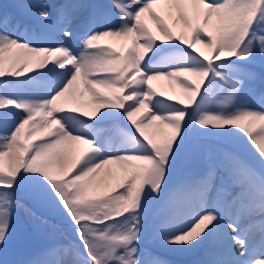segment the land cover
Returning <instances> with one entry per match:
<instances>
[{"label":"snow or ice","instance_id":"snow-or-ice-1","mask_svg":"<svg viewBox=\"0 0 264 264\" xmlns=\"http://www.w3.org/2000/svg\"><path fill=\"white\" fill-rule=\"evenodd\" d=\"M15 7L45 34L0 14V246L26 182L70 230L3 264H169L142 245L149 231L203 249L198 264H264V102L244 98L264 84V0L66 3L55 20L43 3Z\"/></svg>","mask_w":264,"mask_h":264},{"label":"rangeland","instance_id":"rangeland-1","mask_svg":"<svg viewBox=\"0 0 264 264\" xmlns=\"http://www.w3.org/2000/svg\"><path fill=\"white\" fill-rule=\"evenodd\" d=\"M54 1V2H53ZM50 0L49 3V10L53 12L55 15L56 6L54 5L55 2L58 0ZM82 1V0H81ZM86 3L87 0H83ZM20 2V0H10L11 5L7 4L11 13H17L22 19L27 20L26 18L30 17L29 15L23 14L19 11L15 5ZM32 2H35L34 0ZM52 2V3H51ZM37 3V2H36ZM66 3H80L79 0H66ZM4 8L2 4V0H0V9ZM84 9V8H83ZM83 9L79 10V14L83 13ZM87 9V8H85ZM54 17V16H53ZM82 18V16L80 17ZM84 20V19H83ZM89 19L87 20V24ZM10 23V30L16 32L19 35H27L30 36L31 30L28 25H24L27 27H23L22 25L13 26V23ZM86 26V24H84ZM82 30V27H79ZM15 29V30H14ZM259 67L257 71H259ZM166 83V82H165ZM167 87V83L165 84ZM169 94L171 90L169 89ZM244 98L254 102L255 104L259 105L260 103L264 102V84H261L259 80L253 82L248 85L244 92ZM88 99V98H87ZM88 106H85V110H87ZM201 143L209 148H219L227 146L224 142L219 140L216 137H203L201 139ZM187 150V149H186ZM184 161V160H183ZM179 163V162H178ZM259 165L257 164V167ZM184 165L182 164L180 168H176V172L173 176V181L177 179V177L182 173L184 170ZM27 190L28 199L34 202L31 198L30 194V182H26L23 186ZM17 199L19 200L21 207H19L14 214L13 219V228L11 230V238L8 242L7 247L0 246V264H3V261L7 260L9 262L21 261L24 260L28 255L35 251L36 249L44 246L46 243L49 242L53 236L56 237H63L67 235V232L70 230L68 222L63 214L56 208L46 206V205H39L44 210L48 211L50 214L55 216L63 217L64 221H59L56 218L51 216L53 215H39L36 211H34L31 207H29V202L25 200H20L17 195ZM35 205H38L34 202ZM34 206V205H33ZM152 208V204L150 202L149 205ZM26 209H31L32 212H35L37 217H43L46 220V223H39L33 216L30 214L29 211ZM47 212V213H48ZM69 228V229H68ZM55 230V231H54ZM142 245L150 249L151 251L155 252L157 255L161 256L165 260L169 262V264H198V261L203 259V249H181V248H173L170 246L162 245L159 241L155 240L149 231L145 238L142 240ZM181 253H185L186 257L178 256ZM171 254V255H170ZM175 254V255H174Z\"/></svg>","mask_w":264,"mask_h":264},{"label":"bare ground","instance_id":"bare-ground-1","mask_svg":"<svg viewBox=\"0 0 264 264\" xmlns=\"http://www.w3.org/2000/svg\"><path fill=\"white\" fill-rule=\"evenodd\" d=\"M35 1V3L37 2V3H43V4H45V5H49V3H50V0H34ZM53 1V0H52ZM80 1V3L79 4H83V5H88L89 3H88V1L86 2L87 4H85V2L82 0H79ZM90 1V0H89ZM101 1H103V0H101ZM54 2V1H53ZM104 2V4L105 5H107V3H108V0H105V1H103ZM52 3V2H51ZM92 5H96V0H93L92 1ZM51 10V9H50ZM81 10V9H80ZM84 11H83V13L82 14H79V12L80 11H78L77 12V14H76V17L74 18V20H73V31L74 32H76V31H78V30H80V29H78L82 24V21H83V19H84V17H86V14H85V12H86V9L84 8L83 9ZM82 16V18H80ZM27 25H30V27H32V26H37V25H39V26H43V31H45V25H44V23L39 19V18H37V17H35V16H30L29 17V19H28V24ZM15 30V29H14ZM106 42H111L112 44H113V46L114 47H116V48H121V45L124 43L123 41H121V40H119V39H114V40H112V41H106ZM69 43L72 45V47H73V49L74 50H76V51H79L80 50V44H79V41L75 38V36H74V38L71 40V41H69ZM36 69H34V71H35ZM155 83V82H154ZM165 82H164V86H165ZM88 97H87V94L85 95V97H84V99L86 100ZM88 109L87 110H90V108L89 107H87ZM106 167H115V165H111V166H106ZM112 183H114L115 182V180H112L111 181ZM17 194H18V190H17ZM54 218H56L57 220H59V221H64L62 218L63 217H59V216H53ZM171 255V254H170ZM175 255V254H174Z\"/></svg>","mask_w":264,"mask_h":264}]
</instances>
